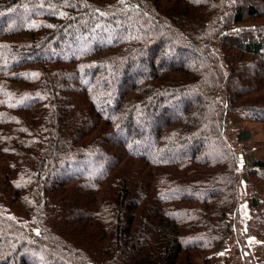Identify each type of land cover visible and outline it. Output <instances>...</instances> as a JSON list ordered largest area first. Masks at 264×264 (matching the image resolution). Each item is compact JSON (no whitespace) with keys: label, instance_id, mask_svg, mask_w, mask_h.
Returning a JSON list of instances; mask_svg holds the SVG:
<instances>
[{"label":"trees","instance_id":"16d2710c","mask_svg":"<svg viewBox=\"0 0 264 264\" xmlns=\"http://www.w3.org/2000/svg\"><path fill=\"white\" fill-rule=\"evenodd\" d=\"M247 123L264 0H0V264H211L243 179L264 246Z\"/></svg>","mask_w":264,"mask_h":264},{"label":"crops","instance_id":"0c3cea01","mask_svg":"<svg viewBox=\"0 0 264 264\" xmlns=\"http://www.w3.org/2000/svg\"><path fill=\"white\" fill-rule=\"evenodd\" d=\"M241 194V201L236 212V222H238L241 236L243 237L241 243L245 252V264H264L263 240L248 232V223L252 212L251 202L249 198H245L243 190ZM227 262L228 252L226 249H223L214 253L211 264H227Z\"/></svg>","mask_w":264,"mask_h":264},{"label":"rangeland","instance_id":"374dc122","mask_svg":"<svg viewBox=\"0 0 264 264\" xmlns=\"http://www.w3.org/2000/svg\"><path fill=\"white\" fill-rule=\"evenodd\" d=\"M115 31V29H113V28H108V30L107 29H104V34L105 35H103L100 39L101 40H105V39H107L109 36V33H111V32H114ZM147 55H149L148 53H147ZM170 55V58H172V55L171 54H169ZM149 57H150V55L149 56H147L146 58L147 59H149ZM166 57V59H168V57L167 56H165ZM185 58V54L184 53H177L175 56H174V59L175 60H178V59H184ZM172 60V59H171ZM145 71H147V68L145 67V65H143L142 63H140V62H138V60H136V61H134L133 63H132V65L130 66V71L128 72V75L129 76H137V75H140L141 73H144ZM251 71H253V70H251ZM249 73V76L250 75H252V73L251 72H248ZM118 77H119V81L120 80H122L123 78L125 79V76L124 75H122V74H119L118 75ZM249 83V81H245V82H243V83H239L238 84V89L239 90H241L246 84H248ZM178 100H176L175 102H174V106H173V108H178L179 107V105L181 104V103H183V101L182 100H180V98H177ZM172 107V106H171ZM171 110H172V108H171ZM250 126L251 128H252V130H253V138H254V140H255V142H253V144H254V146H255V148H258V150L256 149V154H264V127H260V125H258V124H256V123H247V126ZM240 126L239 125H235V127H234V129L236 130L237 128H239ZM143 147V143H138V145H137V148L138 149H141ZM243 147V145L242 144H240V146H239V148L241 149ZM240 162H243V159H241L240 160ZM241 186H239V195H240V201H241V192H242V190H243V193L245 194V198H249L248 197V188H247V184H246V182L244 181V179L243 180H241ZM239 204H240V202H239ZM239 208V207H238ZM234 225H235V227H236V235H237V238H238V240L240 241V242H242V234H241V230H240V227H239V225H238V222H235L234 221V223H233Z\"/></svg>","mask_w":264,"mask_h":264},{"label":"built area","instance_id":"2783aa9c","mask_svg":"<svg viewBox=\"0 0 264 264\" xmlns=\"http://www.w3.org/2000/svg\"><path fill=\"white\" fill-rule=\"evenodd\" d=\"M226 251L228 252L227 264H245V252L242 243L237 238L234 224L226 237Z\"/></svg>","mask_w":264,"mask_h":264},{"label":"water","instance_id":"95a60500","mask_svg":"<svg viewBox=\"0 0 264 264\" xmlns=\"http://www.w3.org/2000/svg\"><path fill=\"white\" fill-rule=\"evenodd\" d=\"M240 166H241V167L243 166V162L240 163Z\"/></svg>","mask_w":264,"mask_h":264}]
</instances>
